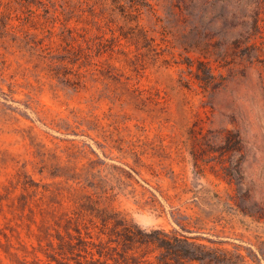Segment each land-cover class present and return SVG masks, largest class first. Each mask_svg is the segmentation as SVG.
Masks as SVG:
<instances>
[{"label": "rangeland", "instance_id": "374dc122", "mask_svg": "<svg viewBox=\"0 0 264 264\" xmlns=\"http://www.w3.org/2000/svg\"><path fill=\"white\" fill-rule=\"evenodd\" d=\"M190 2L0 0V264H264V7Z\"/></svg>", "mask_w": 264, "mask_h": 264}, {"label": "trees", "instance_id": "16d2710c", "mask_svg": "<svg viewBox=\"0 0 264 264\" xmlns=\"http://www.w3.org/2000/svg\"><path fill=\"white\" fill-rule=\"evenodd\" d=\"M189 1H191L190 3L196 2V0ZM231 1L232 0H221V2L225 4L226 8L230 6ZM236 1L239 4L242 3L241 5H243L244 9L242 14L240 15V18L236 22L240 24L241 30L238 32L237 37L232 41V45L234 48H240L241 56L250 57L251 51L257 46L255 39L262 32V30L260 29L263 19L260 16V10L264 7V0H252V2L244 0ZM27 2H32V0H27ZM9 23V18L0 14V27L8 28ZM207 71L208 73L206 74L205 78L199 76V79L203 81L204 85L211 84L214 79V76L209 68ZM1 93L4 94L2 90ZM239 142L240 138L238 134L232 131H228L225 137V142L223 146H221V148L225 151L231 150ZM228 174L232 175L230 172Z\"/></svg>", "mask_w": 264, "mask_h": 264}]
</instances>
